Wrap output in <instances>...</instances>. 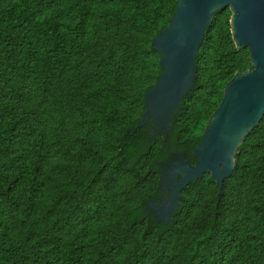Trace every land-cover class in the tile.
Instances as JSON below:
<instances>
[{
  "label": "trees",
  "instance_id": "trees-1",
  "mask_svg": "<svg viewBox=\"0 0 264 264\" xmlns=\"http://www.w3.org/2000/svg\"><path fill=\"white\" fill-rule=\"evenodd\" d=\"M175 0H0V264H264V112L234 155V174L179 191L175 232L159 238L128 214L157 186L154 139L133 173L112 167L116 132L141 112L159 54L150 40ZM230 10H216L182 99L176 141L200 139L226 83L250 70Z\"/></svg>",
  "mask_w": 264,
  "mask_h": 264
},
{
  "label": "water",
  "instance_id": "water-1",
  "mask_svg": "<svg viewBox=\"0 0 264 264\" xmlns=\"http://www.w3.org/2000/svg\"><path fill=\"white\" fill-rule=\"evenodd\" d=\"M224 7L230 10L234 46L247 48L251 69L226 83L200 139L187 147L189 140L177 143L183 127L174 122L184 111L182 99L198 87L195 58L205 28L212 14ZM150 52L159 54L155 83L141 92L139 118L116 132L119 150L114 158L122 152L125 156L111 165L133 173L137 159L162 135L159 153L146 172H156L157 186L125 223L130 226L146 218L141 240L154 227L157 238L176 231L171 217L187 202L179 196L187 184L207 173L218 197L223 179L233 176L236 149L264 112V0H175L165 27L150 40ZM134 175L139 180L145 177Z\"/></svg>",
  "mask_w": 264,
  "mask_h": 264
}]
</instances>
